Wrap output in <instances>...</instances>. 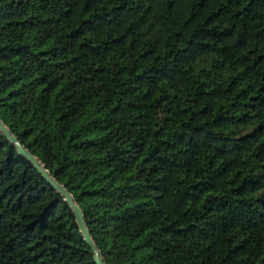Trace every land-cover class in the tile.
I'll use <instances>...</instances> for the list:
<instances>
[{
    "label": "trees",
    "instance_id": "obj_1",
    "mask_svg": "<svg viewBox=\"0 0 264 264\" xmlns=\"http://www.w3.org/2000/svg\"><path fill=\"white\" fill-rule=\"evenodd\" d=\"M0 117L106 264H264V0H0ZM0 264H98L1 130Z\"/></svg>",
    "mask_w": 264,
    "mask_h": 264
},
{
    "label": "water",
    "instance_id": "obj_2",
    "mask_svg": "<svg viewBox=\"0 0 264 264\" xmlns=\"http://www.w3.org/2000/svg\"><path fill=\"white\" fill-rule=\"evenodd\" d=\"M0 130L8 137L11 143L16 146L18 152L21 155H23L25 158H27L38 169V171L47 179V181L53 187H55L59 193H61L65 197V200L70 204L72 210L76 215V221L78 223L80 231L84 235L86 241L92 247L96 262L98 264H106L100 252V249L98 248L96 242L94 241L90 233V230L85 220L84 211L82 207L76 202L74 195L70 193L62 183H60L56 178H54V176H52L50 171L46 168V166L41 162V160L36 155H34L25 145L22 144V142L18 139V137L14 135L10 130V128L4 123L1 117H0Z\"/></svg>",
    "mask_w": 264,
    "mask_h": 264
}]
</instances>
